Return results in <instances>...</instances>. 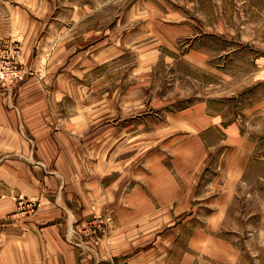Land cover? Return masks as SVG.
<instances>
[{"label":"rangeland","instance_id":"rangeland-1","mask_svg":"<svg viewBox=\"0 0 264 264\" xmlns=\"http://www.w3.org/2000/svg\"><path fill=\"white\" fill-rule=\"evenodd\" d=\"M82 2L96 12L71 33L73 41L63 51L64 59L70 58L64 68L70 70L74 58L84 55L78 74L71 72L70 81L58 77L60 49L52 64L58 72L52 86L70 88L62 101L61 95L54 97L55 115L64 118V125L69 118L75 133L86 140L78 144V154H238L243 148L247 154H264V0ZM9 38L15 39L4 37ZM94 54L101 61H93ZM24 62L26 81L1 93L15 97L34 75L25 55ZM221 118V126L202 137L194 133L193 122L200 128L202 120L207 124ZM228 125L233 133H226ZM4 152L0 148V236L11 230L27 232L28 218L37 209L27 195L34 157ZM45 157L51 166L52 157ZM247 174L234 201L238 215L232 222L187 220L186 201L185 207L171 209L177 214L166 215L164 223H149V231L177 224V263H190L192 255L200 264L199 254L188 245L191 232L202 226L214 246H228L207 249L210 258L199 255L204 264H264V159L254 158ZM212 178L208 174L206 181ZM203 190L191 193L198 204L208 195ZM208 211L203 207L200 213ZM113 223L107 213L76 228L87 234L96 230V241H88L98 246L113 231ZM4 241L0 238V245Z\"/></svg>","mask_w":264,"mask_h":264},{"label":"crops","instance_id":"crops-1","mask_svg":"<svg viewBox=\"0 0 264 264\" xmlns=\"http://www.w3.org/2000/svg\"><path fill=\"white\" fill-rule=\"evenodd\" d=\"M95 12L82 0H0V38L21 42L25 61L34 73L16 90L15 97L0 94V148L2 153L34 157L30 166L34 180L27 195L37 206L28 218L27 232L1 234L5 241L0 245V264H198L192 255L190 263H177L181 232L176 223L153 232L147 225L164 223L166 215L174 217L177 211L171 209L185 207L186 201L187 220L232 222L238 215L234 201L252 160L264 159V154H247L244 148L238 154H78V144L86 140L75 133L69 118L64 125V118L55 115L54 97L61 95L62 101L70 88L52 86L58 74L52 64L60 49L58 77L70 81L71 72L78 74L76 66L84 55L74 58L70 70L64 68L70 58L64 59L63 51L73 41L71 33L81 29L85 18ZM92 58L101 61L99 54ZM222 121L212 119L206 124L202 120L200 128L193 122L194 133L202 137ZM237 137L244 141L239 133ZM39 154L52 157L51 166ZM198 174L202 175L195 178ZM208 174L213 176L209 182ZM203 188L209 192L200 204L209 213H200L203 207H198L197 197L191 194ZM207 206L213 207V213ZM107 213L113 216L114 229L107 240L92 246L91 236L76 227ZM204 229L195 227L188 245L203 259L212 255L207 250L210 247L226 246H214L213 237ZM199 255L198 261L204 264Z\"/></svg>","mask_w":264,"mask_h":264},{"label":"built area","instance_id":"built-area-1","mask_svg":"<svg viewBox=\"0 0 264 264\" xmlns=\"http://www.w3.org/2000/svg\"><path fill=\"white\" fill-rule=\"evenodd\" d=\"M27 77L28 71L20 41L0 38V93L12 92L15 86L23 84ZM88 235L96 241V230Z\"/></svg>","mask_w":264,"mask_h":264}]
</instances>
